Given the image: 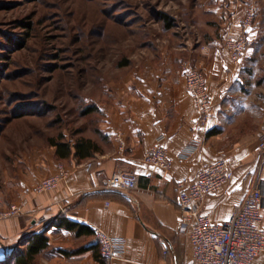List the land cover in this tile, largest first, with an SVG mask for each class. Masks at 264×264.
Segmentation results:
<instances>
[{"label": "crops", "instance_id": "0c3cea01", "mask_svg": "<svg viewBox=\"0 0 264 264\" xmlns=\"http://www.w3.org/2000/svg\"><path fill=\"white\" fill-rule=\"evenodd\" d=\"M251 8L256 16L248 30L250 44L241 64L235 66L225 39L229 33H240ZM192 12L197 16L184 18L179 45L150 43L151 48L142 51L143 58L97 103L101 119L95 134L87 137L97 142L98 152L84 160L74 154L60 159L51 146L36 166L28 165L26 173L11 178L6 188L9 197L1 209L17 206L20 211L0 217V264L10 261L7 258L21 237L32 231H47L50 237L41 264H107L95 238L96 227L123 241L112 264H198L187 234L180 230L177 184L192 182L202 168L227 159L235 176L208 195L203 207L216 223L228 220L253 186L264 190V167L258 163L264 125V0H198ZM190 26L198 28L193 39L200 47L191 45ZM185 63L207 76L213 99L208 125L201 123V113L187 89ZM118 130L124 133V151L113 139ZM159 137H163L160 142ZM157 143L172 160L168 170L144 160ZM59 164L67 168V178L55 189L37 193L36 185L55 175ZM119 169L135 171L138 187L103 188V180ZM63 216L93 234L68 229L60 223ZM253 264H264V252Z\"/></svg>", "mask_w": 264, "mask_h": 264}, {"label": "rangeland", "instance_id": "374dc122", "mask_svg": "<svg viewBox=\"0 0 264 264\" xmlns=\"http://www.w3.org/2000/svg\"><path fill=\"white\" fill-rule=\"evenodd\" d=\"M197 2L0 0V212L11 178L37 165L50 137L95 134L101 112L84 110L107 98L150 43H181ZM189 30L200 47L198 28Z\"/></svg>", "mask_w": 264, "mask_h": 264}, {"label": "built area", "instance_id": "2783aa9c", "mask_svg": "<svg viewBox=\"0 0 264 264\" xmlns=\"http://www.w3.org/2000/svg\"><path fill=\"white\" fill-rule=\"evenodd\" d=\"M256 12L247 10L239 34L229 33L225 48L235 66L241 64L245 50L250 44L248 30L252 27ZM183 71L188 91L192 94L196 107L201 113V123L208 125L212 113L213 99L207 87V76L203 70L185 63ZM258 149L259 167H264V125L260 131ZM113 139L119 149H126V140L121 130L116 131ZM159 137L158 141H162ZM145 162L156 168L168 170L172 160L167 149L161 144L154 145L146 154ZM68 170L64 164L58 165L57 173L40 181L36 192L43 193L58 187L67 178ZM235 172L229 161L221 158L200 170L192 182L177 184L178 204L181 212L180 230L185 232L192 247L193 260L198 264H253L260 253L264 252V190L261 185L253 186L238 203L231 217L216 223L203 213L208 195L221 190L233 180ZM139 175L133 170L119 169L103 180V188L128 191L138 187ZM20 209L12 206L9 211L0 212V217L18 213ZM95 238L100 247L101 257L107 264L118 259L123 241L111 237L104 229L95 228ZM168 249L164 253L167 255Z\"/></svg>", "mask_w": 264, "mask_h": 264}, {"label": "trees", "instance_id": "16d2710c", "mask_svg": "<svg viewBox=\"0 0 264 264\" xmlns=\"http://www.w3.org/2000/svg\"><path fill=\"white\" fill-rule=\"evenodd\" d=\"M163 18L165 16L163 15ZM168 26H171L169 23ZM98 107H88L84 113L94 112ZM49 143L56 148V155L60 159H67L73 154L78 160H84L92 157L95 152L100 150L99 145L92 138L87 136H79L76 139L69 138L65 132H61L56 137H50ZM60 223L65 225L68 229H77L78 234H93V230L86 228L84 225L69 219L66 216L60 217ZM19 244L24 245L25 248H15L7 260L10 264H36L37 257L45 253L50 245V237L47 231L35 232L32 231L22 236Z\"/></svg>", "mask_w": 264, "mask_h": 264}]
</instances>
